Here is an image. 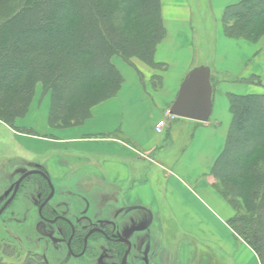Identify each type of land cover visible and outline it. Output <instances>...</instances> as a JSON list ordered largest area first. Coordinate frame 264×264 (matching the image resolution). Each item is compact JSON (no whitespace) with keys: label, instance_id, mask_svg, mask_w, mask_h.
I'll list each match as a JSON object with an SVG mask.
<instances>
[{"label":"crops","instance_id":"obj_1","mask_svg":"<svg viewBox=\"0 0 264 264\" xmlns=\"http://www.w3.org/2000/svg\"><path fill=\"white\" fill-rule=\"evenodd\" d=\"M240 1L208 0L215 25L211 46L203 47L210 55L202 56L198 65L191 1L162 0L166 35L156 49V65L138 59L127 64L115 58L123 79L117 95L95 106L81 126L56 129V133L46 128L52 138L33 140L43 142L44 148L63 147L79 160L89 158L87 167L53 158L44 168L50 178L109 183L118 188L120 202L134 211L129 217L153 218L165 235H178L174 264H261L230 227L236 212L217 190L213 176L232 122L230 96L262 90L238 80L264 79V38L251 43L228 38L223 31L224 11ZM200 66L211 69L213 81L209 122L176 118L158 133L156 126L166 118L185 78ZM48 112V106L41 112L44 123ZM33 113L32 109L26 119ZM19 138L33 146L25 140L31 138ZM103 198L104 191L97 199L100 206L106 203Z\"/></svg>","mask_w":264,"mask_h":264},{"label":"trees","instance_id":"obj_2","mask_svg":"<svg viewBox=\"0 0 264 264\" xmlns=\"http://www.w3.org/2000/svg\"><path fill=\"white\" fill-rule=\"evenodd\" d=\"M222 24L228 38L257 43L264 0L228 6ZM165 35L162 0H0V122L25 131L17 121L41 85L51 95V128L83 124L121 88L114 59L154 67ZM238 81L262 90L230 96L232 122L213 176L236 212L230 227L264 264V79Z\"/></svg>","mask_w":264,"mask_h":264},{"label":"rangeland","instance_id":"obj_3","mask_svg":"<svg viewBox=\"0 0 264 264\" xmlns=\"http://www.w3.org/2000/svg\"><path fill=\"white\" fill-rule=\"evenodd\" d=\"M190 1L194 11L193 20L196 28L194 46L196 61L199 65L203 61L202 56L208 57L210 55V52L203 51V47H210L212 44L210 43L212 40L211 32L213 31V25H215V19L212 10H209L208 0ZM46 106L49 107V112L44 123L41 112L44 111ZM32 109L35 113L26 119ZM50 109L51 95L45 93L43 87L39 85L28 114L18 120L16 124L18 128L25 129V131L23 130L20 133L19 130L11 129L0 122V207L12 195L15 183L22 174L33 170L36 166L44 170L46 164L55 157H62L70 163L75 162L77 163L75 166L87 167L89 158L80 157L81 160H79L73 158L68 150L63 147L51 145L44 148L43 142L33 141L34 139L46 137L52 138L51 134L47 132L48 129H46L50 128ZM53 129L50 132L56 133L55 130L58 128ZM20 136L31 138L25 140L32 142L33 146L24 145L22 138H19ZM18 143H21V147ZM32 147L36 148L37 151L32 150ZM100 160L102 161V159ZM39 178L33 175L30 176L29 181L23 182L12 204L0 216V256H2L4 262L6 264H103V262L96 259L93 253V250H95L93 249V242L95 241H92V250L84 258L75 259L68 254L64 243L60 242V235L56 232L57 227L49 226L40 218L38 208L45 199L46 193L44 190L46 187L42 182H37ZM62 183L64 182H53L57 195L50 204L60 212H66V205L62 203L64 201L63 188L59 186ZM70 199L76 200L78 197L70 196ZM140 219L137 215H133L132 218L128 216V218H123L124 224H121V226L133 225ZM78 224V227L83 230L86 221L82 220ZM171 228L173 231H177L173 228V225H171ZM161 233L164 234L162 228L160 231L152 229L147 233H134L130 236L134 244L130 257L132 264H163L159 254H161L164 245L167 246V244H172L173 247L166 251L165 262L166 264H174V251H177L179 247L174 238L178 235L174 233H172L173 235H162ZM51 234H53L54 239L51 238ZM143 238H145L144 241ZM98 250L99 253H102L104 245H100Z\"/></svg>","mask_w":264,"mask_h":264},{"label":"flooded vegetation","instance_id":"obj_4","mask_svg":"<svg viewBox=\"0 0 264 264\" xmlns=\"http://www.w3.org/2000/svg\"><path fill=\"white\" fill-rule=\"evenodd\" d=\"M34 169H39L47 175V178L41 175H35L40 177L37 182H42L46 187L44 190L46 193L45 199L38 208L39 216L49 226L57 227L56 232L60 235V242L62 241L64 243L68 254L75 259L84 258L88 252L92 250V241H95L93 242V249H95L93 250V253L96 256V259L103 262V264H132L130 257L134 249V244L130 239V236L134 233H147L152 229L158 231L161 230V228L158 227L157 220H154L153 218L141 219L133 225L130 224L122 227L121 224H124L123 218H128V216H130V214L132 215L134 211L132 212L130 208H127L120 202L118 199L120 196L116 191L118 188L109 183L100 186L98 182H65L54 180L50 178L45 170L40 169V167L36 166ZM28 179H30V177L26 178L23 182L29 181ZM53 182H64L59 186L63 188L62 196L64 197V201L62 203L63 205H66V212H60L50 204L57 195V190L55 189ZM87 184H89V187ZM103 191L105 194V199H103L106 203L105 205L100 206L97 199L99 200L100 193ZM51 195L52 198L43 207L42 212L40 213V207ZM70 196H77L78 199L72 200L70 199ZM3 206H1L0 209ZM74 218L77 220L75 221ZM81 219L86 221L83 230L78 227V223L80 221L82 222ZM78 220L79 222H77ZM50 236L54 239L53 234ZM144 239L145 238H143V241ZM141 244L144 245L143 242H141ZM100 245H104L102 253H99L98 250ZM172 247V244H167V246L164 245L163 250L160 252L161 254H159L161 263L166 264V251Z\"/></svg>","mask_w":264,"mask_h":264},{"label":"water","instance_id":"obj_5","mask_svg":"<svg viewBox=\"0 0 264 264\" xmlns=\"http://www.w3.org/2000/svg\"><path fill=\"white\" fill-rule=\"evenodd\" d=\"M211 78V69L208 66L194 68L182 83L179 95L171 106V114L181 119H187L200 123H208L210 120L213 104V86ZM33 175H41L47 178V175L39 169H34L23 174L16 182L12 196L0 209V216L5 212V210L18 194L22 182L26 178ZM51 198L52 195L42 204L39 209L40 213Z\"/></svg>","mask_w":264,"mask_h":264},{"label":"built area","instance_id":"obj_6","mask_svg":"<svg viewBox=\"0 0 264 264\" xmlns=\"http://www.w3.org/2000/svg\"><path fill=\"white\" fill-rule=\"evenodd\" d=\"M175 119H176V117L174 115H172L170 111H168L166 114V118H164L163 120L158 122V124L156 126V131L158 133H162L165 126L167 125L168 121H173Z\"/></svg>","mask_w":264,"mask_h":264}]
</instances>
